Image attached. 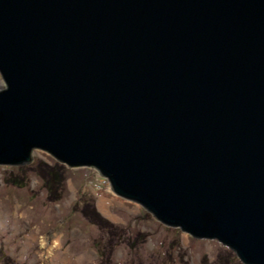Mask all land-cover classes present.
<instances>
[{"label": "water", "instance_id": "water-1", "mask_svg": "<svg viewBox=\"0 0 264 264\" xmlns=\"http://www.w3.org/2000/svg\"><path fill=\"white\" fill-rule=\"evenodd\" d=\"M0 75V163L93 167L264 264V0H0Z\"/></svg>", "mask_w": 264, "mask_h": 264}, {"label": "rangeland", "instance_id": "rangeland-1", "mask_svg": "<svg viewBox=\"0 0 264 264\" xmlns=\"http://www.w3.org/2000/svg\"><path fill=\"white\" fill-rule=\"evenodd\" d=\"M110 262L244 264L216 238L165 225L114 194L93 167L67 165L40 148L30 162L0 163V264Z\"/></svg>", "mask_w": 264, "mask_h": 264}, {"label": "trees", "instance_id": "trees-1", "mask_svg": "<svg viewBox=\"0 0 264 264\" xmlns=\"http://www.w3.org/2000/svg\"><path fill=\"white\" fill-rule=\"evenodd\" d=\"M55 175V174H54ZM54 177V179L59 183V179H60V176H53ZM58 178V179H57ZM61 183V182H60ZM60 183L58 184L59 186H60ZM59 186H58V191H56L55 193V197H58L59 195H60V188H59ZM85 207H92L91 205H85ZM93 210H94V207L92 208V212H93ZM94 213L96 214V212L94 211ZM97 217L98 218H102L100 215H99V213L97 212ZM103 219V218H102ZM106 221V220H105ZM112 244V243H111ZM108 261V260H107ZM106 261L104 260V263H105ZM103 263V264H104ZM110 264H111V262H110Z\"/></svg>", "mask_w": 264, "mask_h": 264}]
</instances>
